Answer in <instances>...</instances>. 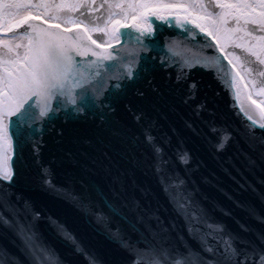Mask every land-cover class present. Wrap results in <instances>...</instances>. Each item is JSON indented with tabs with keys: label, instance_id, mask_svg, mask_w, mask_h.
I'll list each match as a JSON object with an SVG mask.
<instances>
[{
	"label": "snow or ice",
	"instance_id": "1",
	"mask_svg": "<svg viewBox=\"0 0 264 264\" xmlns=\"http://www.w3.org/2000/svg\"><path fill=\"white\" fill-rule=\"evenodd\" d=\"M237 82L232 124L216 85ZM229 149L224 195L259 228L206 191ZM257 174L264 0H0V264H77L57 242L104 264L84 237L113 264H264V211L239 198Z\"/></svg>",
	"mask_w": 264,
	"mask_h": 264
},
{
	"label": "water",
	"instance_id": "2",
	"mask_svg": "<svg viewBox=\"0 0 264 264\" xmlns=\"http://www.w3.org/2000/svg\"><path fill=\"white\" fill-rule=\"evenodd\" d=\"M230 209L232 210L233 214L235 211H237V208H235V207H230ZM229 221H231V220H229Z\"/></svg>",
	"mask_w": 264,
	"mask_h": 264
}]
</instances>
